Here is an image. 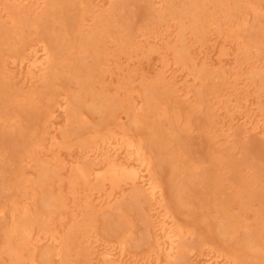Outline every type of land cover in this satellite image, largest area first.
I'll return each instance as SVG.
<instances>
[{
  "label": "rangeland",
  "instance_id": "374dc122",
  "mask_svg": "<svg viewBox=\"0 0 264 264\" xmlns=\"http://www.w3.org/2000/svg\"><path fill=\"white\" fill-rule=\"evenodd\" d=\"M55 1L0 0V46L8 39L13 44L11 35L16 34L12 31L21 28L27 46L45 40L54 55L43 73L22 72L11 63L12 59L0 73V169L7 167L6 181L0 183V264H18L5 248L11 199H18L36 212L46 193L66 199V208L56 212L53 219L52 228L58 236H81L80 230L91 223L89 239H81L82 256L73 252L69 259H47L43 253L52 247L44 244L25 251L24 258L34 253L37 264H107L97 256L98 245L108 242L103 230L105 220L129 203L136 188H129L109 203H101L98 197H106L110 189L95 191L89 199L87 192L79 189L75 200L67 179L73 158L79 157L82 163L93 159L81 158L86 151L79 146V134L110 124L118 134L125 130L144 139L164 187L163 206L170 207L173 216L191 229L189 243L195 237L204 239L205 243L190 253V264H203L218 254L219 247L237 256L241 264H264V82L256 75L264 70V46L246 48L242 40L226 34L222 19L220 26L211 27L204 40L186 30L194 64L173 75L172 69L183 68L181 63L171 67L176 63L173 45L178 43L180 31L176 21H171L170 27L164 24L142 30L131 49H123L121 37L108 35L103 43V70L97 72L93 91H88L83 81L71 73L74 67L82 70L75 64L78 48L67 49L64 58L59 54L63 47L75 43L76 33L33 25L41 19H51ZM89 1L83 13V33L93 31L97 21L107 19L110 13L117 14V5L127 9L134 22L147 14L148 0ZM191 1L156 0V7L166 8L171 2L183 6ZM260 9L264 10V2ZM245 18L248 27L255 24L253 13ZM237 22L234 19L231 25L236 27ZM251 32L263 35L260 31ZM222 50L230 55L220 56ZM202 71H223L224 78L215 82L216 92L209 90L214 84ZM95 96L109 100L110 114L91 108ZM73 98V118H68L67 112H55L56 100ZM49 110L54 113L45 135L47 138L55 133L59 146L49 150L48 140L47 148L37 154L36 160L24 163L18 188L13 185L18 166L12 160L19 149L20 136L33 128L41 131L40 121L46 119ZM77 114L83 115L82 121L77 120ZM206 115L212 118L209 128L201 124ZM53 124L55 130L49 127ZM53 166L59 176L43 183L44 168ZM175 173L188 179L186 204L181 207L173 185ZM7 186L12 189L6 190ZM227 223L232 227L223 231L222 226ZM143 231V225L134 221L125 264H149L158 257L156 250L147 252L133 246ZM159 264H168V260L161 258Z\"/></svg>",
  "mask_w": 264,
  "mask_h": 264
},
{
  "label": "bare ground",
  "instance_id": "6f19581e",
  "mask_svg": "<svg viewBox=\"0 0 264 264\" xmlns=\"http://www.w3.org/2000/svg\"><path fill=\"white\" fill-rule=\"evenodd\" d=\"M165 1V0H164ZM264 0H193L183 6H177L172 2L166 8H158L156 0H148L147 14L143 20L134 22L130 18V12L127 9L117 5L116 13L109 14L107 19L98 20L96 28L90 33H83V13L85 7L89 6V0H56L52 5L51 19H41L38 23H31L39 28L62 30L71 29L76 33L75 43H69L67 47L62 48V57H65V51L71 48H78V57L75 64L80 66L81 71H71L72 75L83 81L84 87L88 91H93V84L97 77V72H101L104 63L102 57L105 54L103 47L104 39L108 35L121 37L123 49H131L138 39V33L145 29H156L164 24L169 26L171 21H176L180 26L178 43L173 45L176 63L182 64L172 69L173 75L187 69L189 64H194L195 57L191 51V45L186 41L185 31L189 30L196 35L198 40H204L213 25L220 26V20L224 22L223 29L226 34L236 40H242L246 48L250 46H264V10L260 5ZM3 9L0 10V14ZM248 13H253L256 21L251 27H248L245 17ZM15 17H12V19ZM234 19L238 20L236 27L231 25ZM14 20V19H13ZM170 27V26H169ZM263 32L259 33L251 31ZM16 35H11L15 42L10 44L9 39L1 43L0 46V73L6 67L9 59L16 65L20 71L27 74L43 73L53 62L54 55L51 46L45 40L38 41L35 45H26L25 36L21 28L12 31ZM11 40V39H10ZM64 54V55H63ZM227 50H222L220 56H228ZM166 65L169 66L168 60ZM189 72L186 76H189ZM164 74V71L162 72ZM202 74L213 82L209 90L216 92L215 82L222 80L223 71L206 72ZM256 75L264 82V70ZM189 92V91H188ZM73 98L64 101L56 100L55 112H67L68 118H73ZM91 108L101 114H110V102L103 98L95 96L90 104ZM53 111L49 110L46 119L41 122V131L33 128L32 132L21 134L19 149L15 152L14 159L18 176L13 183L20 187L22 182L19 178L23 175V165L27 160H36L37 154L44 151L46 141L49 140V150L59 146L55 133L46 138V129L48 121L53 116ZM82 116L77 114V120L82 121ZM211 116L206 115L202 120V126L209 128ZM55 130V126L50 125ZM79 146L86 151V156L81 158H93L89 161L80 162L79 157L70 161L69 176L67 179L70 193L78 200L79 189L87 192V199L95 194L110 189L109 195L102 198L98 197L101 203L111 202L117 195L124 193L129 188H136L132 193V198L125 206H121L119 211L113 216H108L105 220V235L107 236V245L99 244L97 256L107 264L119 263L125 264L127 261L126 252L130 246V240L133 235L134 221L140 222L144 231L134 242L133 246L137 249L153 252L156 250L158 257L149 264H159L161 258L168 260V264H190V253L199 245L204 244L202 237H195L192 243L188 242V235L191 229L179 221L170 207L163 206L164 187L158 178L155 170L154 159L151 150L147 147L144 139L140 136L129 135L125 130L118 134L112 124L103 129H92L78 136ZM172 158V154L169 153ZM219 159H225L220 156ZM7 168V167H6ZM6 168L0 169V183L6 180ZM44 181L55 180L59 172L53 167L44 168ZM174 187L177 197L180 201V207L186 204L187 178L183 175L173 174ZM206 177L205 182L208 183ZM12 189L7 186L6 190ZM124 205V204H122ZM66 208V199L62 195H53L51 193L43 194L40 199V208L36 212H31L28 206H23L16 199H11V222L5 228V248L13 260L18 264H37L35 256L30 254L25 259L24 252L32 250L33 247L48 244L52 248L43 253V257L51 256L63 259H69L75 252L82 256L81 239H89L90 231L93 225L88 223L81 230V236L66 234L62 238L52 228L55 213ZM0 212L3 208H0ZM231 223L222 226L223 231L231 228ZM60 244V247H59ZM45 246V245H44ZM218 254H213L205 259L203 264H241L239 258L233 253L227 252L223 248H218ZM162 255V256H161ZM125 259V261H124ZM79 264H89L87 261Z\"/></svg>",
  "mask_w": 264,
  "mask_h": 264
}]
</instances>
